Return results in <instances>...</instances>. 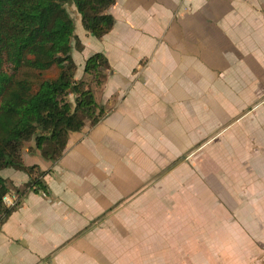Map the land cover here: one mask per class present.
Returning <instances> with one entry per match:
<instances>
[{
	"label": "crops",
	"instance_id": "0c3cea01",
	"mask_svg": "<svg viewBox=\"0 0 264 264\" xmlns=\"http://www.w3.org/2000/svg\"><path fill=\"white\" fill-rule=\"evenodd\" d=\"M108 12L99 39L75 17L72 50L76 79L91 54L107 59L105 115L55 163L23 149L50 170L49 194H27L0 225V264H264V0Z\"/></svg>",
	"mask_w": 264,
	"mask_h": 264
},
{
	"label": "trees",
	"instance_id": "16d2710c",
	"mask_svg": "<svg viewBox=\"0 0 264 264\" xmlns=\"http://www.w3.org/2000/svg\"><path fill=\"white\" fill-rule=\"evenodd\" d=\"M114 0H0V170L28 176L15 185L0 177V225L29 193L48 195L42 171L23 161V145L55 163L72 133L95 126L105 115L95 95L109 64L101 53L84 62L82 77L72 50L81 44L74 33V7L82 29L99 39L114 25ZM9 199V202L5 201Z\"/></svg>",
	"mask_w": 264,
	"mask_h": 264
},
{
	"label": "rangeland",
	"instance_id": "374dc122",
	"mask_svg": "<svg viewBox=\"0 0 264 264\" xmlns=\"http://www.w3.org/2000/svg\"><path fill=\"white\" fill-rule=\"evenodd\" d=\"M68 10H69L70 15H71V17H72L73 19H75V17L78 16V15L76 14V12H75L74 7H68ZM74 25H75V26L77 25V22H76V21H74ZM90 36H91V35H90ZM89 44H90V43H87V45L84 47V51H83L82 53H80V55L78 54V57L75 58V59H76V60H75L76 62L78 61V58H79V57H85L86 55H89V54H88V53H90ZM81 76H82V73H79V75L77 76V78H80ZM29 145H31V146H32V149H33L34 143H33L32 141H30V142H28V143H25V144L23 145V149H24V148H30Z\"/></svg>",
	"mask_w": 264,
	"mask_h": 264
},
{
	"label": "built area",
	"instance_id": "2783aa9c",
	"mask_svg": "<svg viewBox=\"0 0 264 264\" xmlns=\"http://www.w3.org/2000/svg\"><path fill=\"white\" fill-rule=\"evenodd\" d=\"M5 201H6V202H9V199H8V198H5Z\"/></svg>",
	"mask_w": 264,
	"mask_h": 264
}]
</instances>
